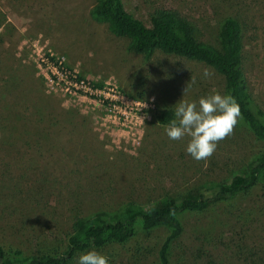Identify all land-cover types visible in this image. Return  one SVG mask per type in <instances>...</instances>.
<instances>
[{"label": "rangeland", "instance_id": "1", "mask_svg": "<svg viewBox=\"0 0 264 264\" xmlns=\"http://www.w3.org/2000/svg\"><path fill=\"white\" fill-rule=\"evenodd\" d=\"M121 1L145 26L153 8L178 9L213 45L222 17L243 20V73L264 111V0ZM95 2L0 0V244L27 254L61 245L75 218L127 202L145 206L200 186L210 192L262 148L240 121L207 160L187 153L188 138L170 139L168 125L154 120L156 112L171 109L174 115L181 100L223 95L222 77L181 58L155 53L145 60L129 53L125 38L89 18ZM36 53L61 58L80 76L113 84L133 101L151 99L154 109L137 120L135 130L113 128L99 107L48 93ZM181 223L170 264H264L260 184L203 212H187ZM166 235L164 228L138 232L109 249L112 257L102 255L109 264H155Z\"/></svg>", "mask_w": 264, "mask_h": 264}, {"label": "trees", "instance_id": "2", "mask_svg": "<svg viewBox=\"0 0 264 264\" xmlns=\"http://www.w3.org/2000/svg\"><path fill=\"white\" fill-rule=\"evenodd\" d=\"M88 15L93 22L104 24L112 36L125 38L126 50L145 60L160 53L213 69L223 79V95L233 96L240 106V124L262 143V148L226 179L212 184L211 194L200 186L145 206L127 202L111 212L78 217L59 246L39 247L27 254L0 244V264H78L81 255L90 251L111 255L108 250L114 246L126 244L138 232L157 228L166 229L167 235L157 250L155 264H170L171 246L183 230V214L203 212L210 203L244 195L258 184L264 186V111L256 106L243 73V20L222 17L213 45L201 40L198 24L175 8H153L148 13V26L126 12L121 0H96ZM173 116L171 109H160L154 120L168 125Z\"/></svg>", "mask_w": 264, "mask_h": 264}, {"label": "clouds", "instance_id": "3", "mask_svg": "<svg viewBox=\"0 0 264 264\" xmlns=\"http://www.w3.org/2000/svg\"><path fill=\"white\" fill-rule=\"evenodd\" d=\"M204 75L208 77L211 73L206 69ZM176 105L175 118L165 132L172 140L188 138L186 151L197 161L209 159L218 143L233 135L241 116L240 106L231 95L216 93L200 98L198 103L181 100ZM78 264H108V258L90 251L79 257Z\"/></svg>", "mask_w": 264, "mask_h": 264}, {"label": "built area", "instance_id": "4", "mask_svg": "<svg viewBox=\"0 0 264 264\" xmlns=\"http://www.w3.org/2000/svg\"><path fill=\"white\" fill-rule=\"evenodd\" d=\"M36 55L35 66L45 80L48 93L79 104L87 103L99 107L104 120L113 128L135 130L137 120L141 119L145 112L154 109L151 99L143 102L133 101L121 94L113 84L98 85L80 76L75 70L65 66L61 58L48 53ZM144 104L147 105L146 108Z\"/></svg>", "mask_w": 264, "mask_h": 264}]
</instances>
